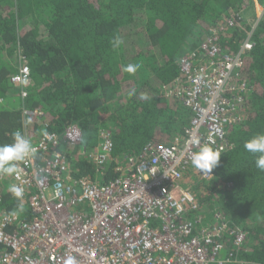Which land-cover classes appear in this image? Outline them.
Returning a JSON list of instances; mask_svg holds the SVG:
<instances>
[{"label": "trees", "instance_id": "1", "mask_svg": "<svg viewBox=\"0 0 264 264\" xmlns=\"http://www.w3.org/2000/svg\"><path fill=\"white\" fill-rule=\"evenodd\" d=\"M246 2L0 0V145L11 144L12 133L25 126L35 136L42 131L63 136L76 125L83 144L94 148L101 130H110L114 148L102 181L114 179L148 142L167 144L190 124L192 113L174 91L181 57L213 38L211 28L229 52L253 31L255 45L244 54L239 77L248 89L243 117L228 126L229 144L213 177L191 166L184 183L200 204L191 218L208 224L222 213L229 226L245 232L239 259L264 264V171L244 149L247 140L264 133V15L257 24L255 15L245 18ZM115 37L122 40L117 48ZM21 58L32 77L24 100L10 80ZM129 64L138 65L135 73L123 70ZM23 103L43 114L24 113ZM69 146L76 173L97 178L95 165ZM0 192L3 207L26 219L32 216L20 198ZM226 240L232 245V237Z\"/></svg>", "mask_w": 264, "mask_h": 264}, {"label": "built area", "instance_id": "2", "mask_svg": "<svg viewBox=\"0 0 264 264\" xmlns=\"http://www.w3.org/2000/svg\"><path fill=\"white\" fill-rule=\"evenodd\" d=\"M255 1L257 24L264 3ZM211 31L213 38L180 59L174 91L192 113L190 124L167 144L148 142L120 176L102 181L114 148L110 130H101L97 146L89 148L76 125L63 136L55 131L35 136L24 127L21 132L36 152L15 162L18 172L9 174L7 191L12 185L22 188L20 200L32 216L7 210L0 195V264H66L69 256L76 264H244L237 251L245 232L229 226L222 213L198 225L189 213L200 204L184 183L191 154L200 146L207 143L220 153L227 149V128L242 119L248 93L239 77L244 54L255 45L253 31L235 52L225 51L217 29ZM10 80L19 86L22 100L27 98L32 77L23 58ZM24 104V113L43 114ZM193 138L200 143L193 144ZM72 144L82 147L97 178L70 167L67 148ZM7 176L0 173V179ZM203 176L211 179L213 173Z\"/></svg>", "mask_w": 264, "mask_h": 264}, {"label": "clouds", "instance_id": "3", "mask_svg": "<svg viewBox=\"0 0 264 264\" xmlns=\"http://www.w3.org/2000/svg\"><path fill=\"white\" fill-rule=\"evenodd\" d=\"M122 43L119 37H115L112 41L114 48H117ZM138 65L129 64L124 67V71L133 74L137 71ZM27 123V122H25ZM13 142L11 144L0 145V173L13 174L18 172L15 162L24 161L35 155L36 149L32 141L24 136L20 130L12 133ZM193 144H199L198 138H193ZM244 149L253 154L255 166L264 171V133L257 134L244 143ZM221 153L205 143L199 147V150L193 152L190 157V162L193 168L197 169L201 174L210 175L213 169L219 166ZM9 191L16 197L20 198L23 195V189L17 185H12ZM66 264H76L75 258L69 256Z\"/></svg>", "mask_w": 264, "mask_h": 264}, {"label": "rangeland", "instance_id": "4", "mask_svg": "<svg viewBox=\"0 0 264 264\" xmlns=\"http://www.w3.org/2000/svg\"><path fill=\"white\" fill-rule=\"evenodd\" d=\"M256 11H257L256 1L255 0H247V2L244 5V9L242 10V13L244 14L245 18H247V19L253 18V15H256V13H257ZM256 16H255V18H256ZM69 149L72 151L73 154L75 153V154L82 155V147L81 146L76 147L74 144H72L71 146H69ZM70 167L74 169L72 164H70ZM5 175H8V176L5 179H0V191L7 190V187H8L7 183L10 180V178H9V174H5ZM186 180H187V178H186Z\"/></svg>", "mask_w": 264, "mask_h": 264}]
</instances>
